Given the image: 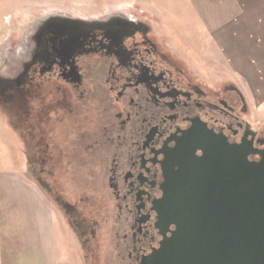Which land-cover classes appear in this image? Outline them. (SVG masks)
<instances>
[{"label": "flooded vegetation", "instance_id": "1", "mask_svg": "<svg viewBox=\"0 0 264 264\" xmlns=\"http://www.w3.org/2000/svg\"><path fill=\"white\" fill-rule=\"evenodd\" d=\"M99 20L68 27L65 42L42 16L0 50V169L55 208L77 264H148L174 229L162 231L156 206L185 135L264 151V124L235 85L208 82L149 18Z\"/></svg>", "mask_w": 264, "mask_h": 264}, {"label": "water", "instance_id": "2", "mask_svg": "<svg viewBox=\"0 0 264 264\" xmlns=\"http://www.w3.org/2000/svg\"><path fill=\"white\" fill-rule=\"evenodd\" d=\"M48 18L55 38L65 42L72 37L68 27L100 22L56 13ZM250 144L231 145L208 131L185 135L165 164L156 206L162 231L174 229L163 234L148 264H264V151Z\"/></svg>", "mask_w": 264, "mask_h": 264}, {"label": "crops", "instance_id": "3", "mask_svg": "<svg viewBox=\"0 0 264 264\" xmlns=\"http://www.w3.org/2000/svg\"><path fill=\"white\" fill-rule=\"evenodd\" d=\"M116 1L121 7L145 8L141 5L145 0ZM186 2L221 57L243 80L257 119L264 121V0L180 1ZM156 10L150 13L160 15L161 10ZM65 232L33 184L0 172V264H77Z\"/></svg>", "mask_w": 264, "mask_h": 264}, {"label": "rangeland", "instance_id": "4", "mask_svg": "<svg viewBox=\"0 0 264 264\" xmlns=\"http://www.w3.org/2000/svg\"><path fill=\"white\" fill-rule=\"evenodd\" d=\"M180 1L145 0L141 3L145 9L121 7L116 0H0V50L17 43L31 20L53 13L82 19H101L120 11L132 16H142L152 20L157 30L167 35L163 38L171 42L176 53L208 82L224 81L235 85L244 95L256 125L264 124V121L257 119L247 97L249 91L241 77L236 76L227 61L221 57L215 43L209 40L205 27L200 24L191 4H181ZM156 9H160L162 15L150 13V10L157 12ZM7 155V152L0 153V159H8ZM7 171L9 169H0L1 173H8ZM50 207L56 212L55 208Z\"/></svg>", "mask_w": 264, "mask_h": 264}]
</instances>
